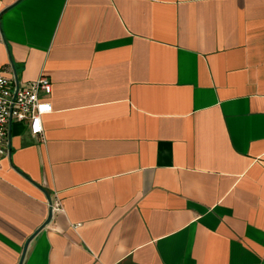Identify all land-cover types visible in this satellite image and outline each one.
Listing matches in <instances>:
<instances>
[{"label": "crops", "instance_id": "0c3cea01", "mask_svg": "<svg viewBox=\"0 0 264 264\" xmlns=\"http://www.w3.org/2000/svg\"><path fill=\"white\" fill-rule=\"evenodd\" d=\"M0 67V264H264V0H0Z\"/></svg>", "mask_w": 264, "mask_h": 264}, {"label": "built area", "instance_id": "2783aa9c", "mask_svg": "<svg viewBox=\"0 0 264 264\" xmlns=\"http://www.w3.org/2000/svg\"><path fill=\"white\" fill-rule=\"evenodd\" d=\"M40 91L50 93L48 77L40 75L31 82L19 83L11 72L0 67V167L2 158L7 156L11 123L25 121L32 135L43 136L42 117L52 107L39 97ZM54 208L61 210L58 202Z\"/></svg>", "mask_w": 264, "mask_h": 264}]
</instances>
